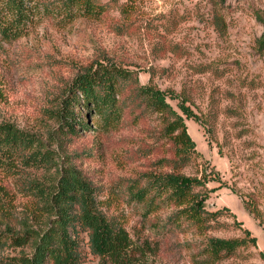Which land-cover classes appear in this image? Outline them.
Masks as SVG:
<instances>
[{
  "label": "rangeland",
  "instance_id": "obj_1",
  "mask_svg": "<svg viewBox=\"0 0 264 264\" xmlns=\"http://www.w3.org/2000/svg\"><path fill=\"white\" fill-rule=\"evenodd\" d=\"M43 1L60 6L59 0ZM97 1L108 4L99 18L61 21L44 16L42 6L25 35L0 38V122L34 134L51 155L44 166L0 169V231L32 228L40 234L50 228L55 216L42 195L74 167L96 188L106 216L128 231L135 264H264V0ZM95 62L129 74L122 122L98 131L95 112L78 107L89 128L66 133L59 104L77 73ZM139 84L167 92L183 116L195 142L185 164H162L178 159L166 132L173 116L149 106L144 96L134 98ZM182 101L196 118L183 114ZM173 170L205 180L196 191L207 194V210H219L207 229L185 217L177 225L173 204L149 212L131 198L129 186L146 184L147 172ZM81 235L80 264H102L88 234ZM213 237L243 243L214 262ZM7 238L0 264L32 256L31 245Z\"/></svg>",
  "mask_w": 264,
  "mask_h": 264
},
{
  "label": "trees",
  "instance_id": "obj_2",
  "mask_svg": "<svg viewBox=\"0 0 264 264\" xmlns=\"http://www.w3.org/2000/svg\"><path fill=\"white\" fill-rule=\"evenodd\" d=\"M59 1L60 6L43 0H0V38L5 41L20 38L26 34L27 27L35 21V17L40 18L42 13L44 16L61 17V21H73L80 17L99 18L108 10V4L97 0ZM42 6L44 10L41 13ZM259 45L264 50V37ZM128 80V72L114 64L95 62L85 66L77 73L59 104L56 113L61 127L72 134H78V126L89 128L88 120L78 116V107L94 111L99 117L96 130L118 127L126 102L121 97ZM142 96L149 106L173 116L167 123L166 132L173 137L178 159H165L162 164L173 167L178 163L185 164L191 156L190 151L195 149V142L188 133L183 116L167 101V92L159 88L139 84L133 97ZM170 97L175 96L171 94ZM179 106L186 117L196 118L184 101ZM42 145L34 134L11 122H0V169L13 172L19 169V165H47L51 155L48 150H43ZM146 177V184L133 182L129 186V194L137 202L143 203L149 212L156 211L164 204H173L179 208L174 218L176 224L185 217L204 230L219 213V210H207V194L196 191V187L205 185V180L200 177L176 170L163 173L150 171ZM42 196L45 209L55 216V223L44 233H35L32 228L25 229L23 233L0 231V244L9 237L17 245L29 244L33 248L32 256H23L21 264H80L84 257L82 232L88 234L90 249L102 264H135L131 258L128 231L106 216L97 199L96 188L74 167L66 168L54 189ZM246 233L256 243V238L251 237L248 229ZM242 243L243 240L235 238H210L212 261L218 262L224 255L230 256Z\"/></svg>",
  "mask_w": 264,
  "mask_h": 264
}]
</instances>
